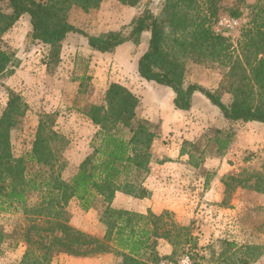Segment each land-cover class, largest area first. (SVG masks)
<instances>
[{
	"label": "trees",
	"instance_id": "obj_1",
	"mask_svg": "<svg viewBox=\"0 0 264 264\" xmlns=\"http://www.w3.org/2000/svg\"><path fill=\"white\" fill-rule=\"evenodd\" d=\"M117 1L143 8L120 30L91 35L70 22L69 12L73 7L84 12L98 9L103 0H0V77L14 73L16 52L4 41V36L23 15L30 17V39L48 47L45 58L48 70L58 65L63 42L71 33L84 34L88 45L96 51L110 52L127 42H139L142 34L149 31V45L138 60V73L146 81L171 88L176 109L190 110L194 94L201 92L220 109L225 119L264 125L263 7L255 14L259 19L243 31L235 48L213 26V19L217 22L220 18L215 0H209L205 15L198 12L196 0H164L157 14L147 0ZM241 14L240 7L231 9L230 16L237 18ZM194 51L209 52L213 59L227 60L228 71L220 88L231 95L229 104L218 92L186 83L184 57ZM8 95L0 115V213L22 211L33 221L24 233V240L30 246L19 264H53L54 257L60 253L93 256L110 252L121 256L122 264H159L174 261L182 254L190 256L189 264H229L227 253L209 261L203 253H191L198 243L189 233L190 226L169 225L165 221L168 212L155 214L150 210L141 214L112 205L118 191L136 198L151 194L143 183L150 174L151 150L158 138V126L138 116L141 97L136 93L111 82L103 102L88 106L85 115L97 131L90 143L91 152L70 180L62 177L68 141L56 129V113H43L31 147L20 155L15 154L11 133L27 114L29 105L14 90L9 89ZM233 136L231 131H215L213 140L220 155L226 153ZM262 179L263 173L259 172L249 173L244 179L228 176L225 192L231 195L236 187H248L264 193ZM73 200L85 211L102 204L103 238L69 224L67 207ZM32 231H36V239ZM6 238L7 234L0 229V243ZM161 240L172 246L170 255L159 253ZM252 248L256 247L247 246V250ZM261 254L246 253L241 263L250 264Z\"/></svg>",
	"mask_w": 264,
	"mask_h": 264
},
{
	"label": "rangeland",
	"instance_id": "obj_2",
	"mask_svg": "<svg viewBox=\"0 0 264 264\" xmlns=\"http://www.w3.org/2000/svg\"><path fill=\"white\" fill-rule=\"evenodd\" d=\"M163 1L147 0L156 14L160 13ZM196 1L198 12L207 14L209 0ZM215 3L219 7L218 18L228 17L238 22L235 28L220 32L237 48L243 31L253 26V20L259 19L255 14L260 7L264 8V0H215ZM234 7L242 9L237 18L230 16ZM142 8V5L130 7L117 0H103L98 9L89 12L73 7L69 20L85 33L99 35L129 25ZM213 21V26H216V19ZM30 32V17L23 15L4 36V41L16 52V67L12 75L0 77V115L6 107L9 89L20 94L28 103L27 114L11 133L13 150L20 155L31 147L40 116L56 113V129L68 141L64 153L67 164L62 170V177L70 180L91 152L90 143L97 131L85 115V110L91 104L103 102L109 86L106 76L122 79L127 72L129 80H135L137 63L148 48L150 32H144L139 42H127L106 55L91 51L93 49L84 34L71 33L63 42L58 65L52 70H48L45 64L48 47L32 41ZM184 60L186 83L199 84L218 92L225 103H230L231 95L220 88V82L228 71L226 59H213L209 52L194 51ZM150 85L146 87L148 92L160 97H141L138 116L158 126V138L151 150L150 174L143 183L151 194L136 198L118 191L112 205L141 214L150 210L155 214L168 212L165 221L169 225L190 226L189 233L198 243L197 249L191 253H203L208 261L212 257L218 258L220 253H227L229 264H242L241 257L246 253L261 252L250 264H264V193L248 187H236L231 195H227L224 184L228 176L244 179L255 172L263 173L264 181V125L246 128L241 123L238 130L253 133L256 142L250 139V147L241 146L237 151L227 150V155H220L217 152L219 146L213 138L218 129L216 121L223 119L222 112L204 94L196 92L190 115L203 122L204 126L195 125L191 129L194 132L191 138H184L183 127L180 128L181 138L173 130L174 127L162 135L159 113L174 107L173 97H170L172 89L161 85L156 90V83ZM208 119L211 124H206ZM230 131L232 129L226 133ZM222 169L227 172L218 178ZM218 179L221 183L216 188L214 185ZM102 208V204L98 203L97 207L85 211L73 200L67 207L69 224L101 239L105 234V226L100 221ZM30 217L22 211L0 213V229L7 234V238L0 243V264H19L29 249L24 233L33 222ZM32 236L35 239L38 237L36 231H32ZM247 246L256 248L247 250ZM172 250L169 243L160 241L158 251L161 255H170ZM186 259L190 262V256L182 254L174 261L159 264H182ZM122 260L115 252L93 256L60 253L54 257L53 264H122Z\"/></svg>",
	"mask_w": 264,
	"mask_h": 264
},
{
	"label": "crops",
	"instance_id": "obj_3",
	"mask_svg": "<svg viewBox=\"0 0 264 264\" xmlns=\"http://www.w3.org/2000/svg\"><path fill=\"white\" fill-rule=\"evenodd\" d=\"M125 44H123V45H125ZM123 45L118 46L116 49L121 48ZM91 51L95 52L96 54H101V55H106L108 53V52H99V51H96L94 49ZM104 65H105V63H104ZM99 67H100V65L98 66V68ZM99 69L100 70L98 73H99V76H101L100 75L101 68H99ZM124 74L126 75V77H123V78L121 77L122 79H120V78L118 79V77L116 78L114 76H112V77L106 76V83L107 82L109 84L111 82L119 83V84L125 86L126 88H128L130 91L136 93L139 97H160L156 94L152 95L150 93V91L148 92L146 87L147 86L150 87L151 86L150 84L152 82L146 81L143 78H141L139 73H138V75H136L137 77L134 78L135 80H133V81L129 80L127 72H124ZM157 86H161V85L156 84V90L160 89V87H157ZM171 93H172V95H170V97H173L172 98V102H173L175 94H174L173 90L171 91ZM173 104H174V102H173ZM226 104H229V103H226ZM173 106H174L173 108L168 107V109L165 113H163V111L161 113H159L160 114L159 118L161 120L160 123H161V134L162 135H166L168 133V131L172 130V128L174 127L173 130L176 131V134H180V138H181V132H180L181 129L180 128L183 127L184 128L183 129L184 138H188V137L191 138L192 134L194 133L191 129H193V127L195 125L202 124V127L204 126L203 122L199 121L198 119H196L194 117H191V115H190L191 111H192L191 109L188 111H184V110L176 109L175 105H173ZM166 113H167V116H166ZM222 116H223V114H222ZM210 122H209V119H208V121L206 120V124L207 123L211 124ZM216 122H217L218 129L223 130L224 132H226V131L228 132L230 129H232L231 132L234 133V136L232 139V144L230 145V147L228 149L229 151L231 150L232 152L237 151L238 148H241V146H245V147L249 146L250 147V145H249V142H251L250 139H252L253 143L256 142L255 141L256 139L253 138L254 137L253 133L242 132L241 130H238V126H240L241 123L243 125H245L246 128H253V127H256V125L257 126L263 125L259 122L229 121V120L225 119L224 116H223L222 120L220 119L219 121H216ZM185 130H189L190 133H187ZM245 141H246V143H244ZM225 154L227 155V153H224V155ZM178 155H179V152H178ZM224 168L227 169V167H224ZM225 172H227V171H225ZM225 172L222 169V173H219L218 178L219 177L221 178L225 174ZM217 182L218 183H216V185H214V187H216V188H217V184L221 183L219 181V179Z\"/></svg>",
	"mask_w": 264,
	"mask_h": 264
},
{
	"label": "built area",
	"instance_id": "obj_4",
	"mask_svg": "<svg viewBox=\"0 0 264 264\" xmlns=\"http://www.w3.org/2000/svg\"><path fill=\"white\" fill-rule=\"evenodd\" d=\"M237 24H238V22L235 19H231V18H228V17H221L218 20L217 25L215 26V30H216L217 33H220V32L225 31L226 29L235 28V26ZM162 264H165V263H162ZM182 264H189V259L183 260Z\"/></svg>",
	"mask_w": 264,
	"mask_h": 264
}]
</instances>
